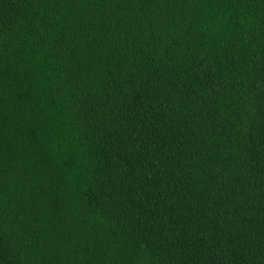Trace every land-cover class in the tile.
<instances>
[{
	"label": "trees",
	"instance_id": "1",
	"mask_svg": "<svg viewBox=\"0 0 264 264\" xmlns=\"http://www.w3.org/2000/svg\"><path fill=\"white\" fill-rule=\"evenodd\" d=\"M0 264H264V0H0Z\"/></svg>",
	"mask_w": 264,
	"mask_h": 264
}]
</instances>
